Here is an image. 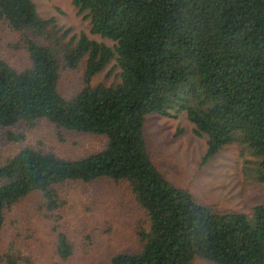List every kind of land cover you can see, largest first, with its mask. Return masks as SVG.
Returning a JSON list of instances; mask_svg holds the SVG:
<instances>
[{
  "label": "trees",
  "instance_id": "trees-1",
  "mask_svg": "<svg viewBox=\"0 0 264 264\" xmlns=\"http://www.w3.org/2000/svg\"><path fill=\"white\" fill-rule=\"evenodd\" d=\"M91 34L58 37L33 0H0V22L24 35L30 65L18 70L0 58V129L35 127L106 137V146L69 160L23 148L0 163V239L6 215L31 194L47 211L59 209V187L101 179L128 182L150 227L142 248L108 264H264V205L250 216L198 203L152 159L145 135L149 115L183 111L194 134L207 138V163L234 144L248 146L264 185V0H73ZM57 36V40H53ZM51 40L47 43L44 40ZM118 84H93L114 61ZM83 69V86L59 91L63 71ZM191 103L195 105L191 106ZM12 142L24 139L8 133ZM73 246L58 238L66 261ZM2 259L0 251V260ZM8 259V264H14Z\"/></svg>",
  "mask_w": 264,
  "mask_h": 264
},
{
  "label": "rangeland",
  "instance_id": "rangeland-1",
  "mask_svg": "<svg viewBox=\"0 0 264 264\" xmlns=\"http://www.w3.org/2000/svg\"><path fill=\"white\" fill-rule=\"evenodd\" d=\"M42 18L54 19L58 37L86 34L108 46L113 43L91 34L90 20L79 15L73 0H33ZM57 40V36H53ZM53 43L51 40H44ZM0 58L18 70L30 65L24 35L0 22ZM59 91L73 95L83 84V69L63 71ZM120 82V69L112 61L93 84ZM195 103H191V106ZM24 139L12 142L8 133ZM149 153L176 186L195 200L220 212L243 213L264 205V185L256 179L258 162L248 146L234 144L207 163V138L194 134V126L183 111H171L167 117L149 115L145 122ZM106 137L57 129L50 122L35 127L20 125L0 129V163L23 148L51 153L60 158L78 160L100 152ZM59 209L46 210L42 194L34 193L16 204L6 215L0 239V264H108L118 253H132L142 248L140 233L150 227L145 211L132 194L128 182L101 179L91 184L68 182L59 187ZM64 234L73 246L72 256L61 260L57 255L58 238ZM193 264H213L197 259Z\"/></svg>",
  "mask_w": 264,
  "mask_h": 264
}]
</instances>
